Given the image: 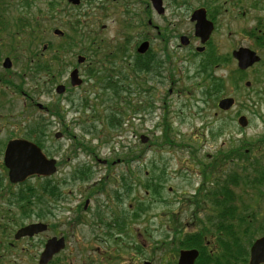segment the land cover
Instances as JSON below:
<instances>
[{"label":"rangeland","instance_id":"obj_1","mask_svg":"<svg viewBox=\"0 0 264 264\" xmlns=\"http://www.w3.org/2000/svg\"><path fill=\"white\" fill-rule=\"evenodd\" d=\"M210 1L191 0V8H188L185 5L175 7L176 5H172V0H164L166 23L170 22L169 26L172 28L170 35L175 31L192 36L194 23L190 21L191 14L200 7L208 10L207 6L202 5ZM255 1L220 0L224 7L221 14L216 15L214 22L216 28L211 40L223 56L231 53L233 45L248 46L254 43L248 38L244 42L242 34L247 36L246 32L243 33L244 30H249L254 24L253 21L259 22L260 18H264V0L258 3ZM58 2L60 3V0ZM48 3L49 0H43L35 5V8L40 7L42 10V33L37 43H41L40 48L43 44L49 43L58 48L70 46L68 40H60L53 34L56 28L68 35L72 34L70 28L78 25L80 32L75 37L76 46L65 50L59 48L60 61L55 64L53 76L43 74L39 81H31L28 76L27 88L31 91L34 85H38V90L42 91L41 103L52 106L53 112L59 114L57 118L52 117V113L50 115L43 113L45 118L42 123V126H45L48 118L50 135L48 139H45L44 146L52 157L60 162L55 182H60L74 169L82 166L92 167L94 172V177L84 183L75 182L64 185L63 204L55 208L57 226L62 231L72 229L70 234L76 235L74 241L76 248H79L78 244L83 245L91 236V228L87 225L92 217L87 218L88 215L82 214V223L74 225L73 219L77 216L71 212H62L64 208L77 210V207H81L82 210L85 201L91 198L93 207H96L98 203L105 206V217L108 219L113 216L110 214L112 210H119L120 207L127 208L130 204L138 205L140 201H145L149 209L145 216L139 218L134 229L136 232L138 229L141 234L140 243H148V247L143 248L146 249V256L154 257L153 261L157 264L167 255L171 264H177L178 257L172 252L174 246L171 244L166 250L162 246L164 241L171 243V236L174 234V218L179 221L181 228L183 225L182 232L186 234L207 227L204 222L207 216L213 213L211 204L200 203L207 208L206 210L190 204V197L198 194V189L203 183L207 189L216 187L212 177H209L207 179L209 182H206L205 178L208 177L201 172L202 163L208 165L220 152L227 154L229 150L241 146L242 142L246 145L262 139L264 143V66H258L253 74L245 76L241 88L236 87L237 94L233 96L238 100V106L229 113L220 112L212 105H205L202 87L197 86L204 79L203 76L197 75L198 64L204 59L203 56L195 54L199 43L195 41L192 47L180 49L179 41L173 39L169 49L172 68L164 72L162 83L158 78L149 81L147 76L142 74V79L148 83H145L143 88L150 90L145 91L138 84L137 76L133 77L130 65L134 62L138 45L145 37L149 38L153 32L143 27L142 23H147L154 14L157 16L150 0H81L79 7H73L68 0H64L63 11L60 12V8L57 7L55 10L57 14L54 16L49 12ZM90 3H92L91 6ZM243 12H246L245 16ZM18 17L19 15H15V12L7 15L10 28L15 22L14 19ZM32 18L31 16L30 20ZM156 20L161 25L165 23L164 19L156 18ZM91 38L96 40V47L93 50L96 49L97 54L93 56L94 59L87 50L90 47ZM157 46L158 43L155 47ZM160 50L161 48L158 51ZM51 54L48 52L45 57L50 59ZM91 54L93 55L94 52L92 51ZM78 55L87 57L88 63L79 67ZM92 60L93 68L95 66L105 74L110 72L117 75L116 77L128 76L126 84L129 87L128 91L116 96L115 88L106 90L105 86L99 88V83L95 79L87 80ZM75 67L80 68L81 76L85 81L84 85L71 90L73 96L69 93L68 97L55 98L52 90L58 84L69 85V74ZM226 67L220 66L217 74L228 75ZM51 80L53 84L50 83ZM245 80L253 83L252 89L245 88ZM84 99L90 103L88 110L83 107ZM57 108L60 110L55 111ZM111 110H115L120 115L122 113L125 124L119 129L109 131L105 127L107 122L104 117ZM216 113L218 116L215 115ZM237 113L249 118L250 124L247 128H241L238 125ZM165 117L172 130L169 133L172 142L168 144H166L168 141H165L163 129L157 127ZM219 124L224 126L223 132L217 138H213L211 133L217 132ZM94 125L98 132L93 129ZM57 132L63 134V138L59 141L54 139ZM142 135L149 137L147 144L141 143ZM108 136L110 139L107 142ZM150 141H153L155 145L150 146ZM131 151L134 153H131L128 158ZM141 151L145 153L141 155L143 158L131 161L132 156L134 154L138 156ZM247 152L249 153L248 150ZM257 155L264 163V146L260 148ZM154 163L158 168H155ZM240 165L243 164L237 159L227 160L217 167L214 174L208 175L214 178L219 176L220 181H225L233 168ZM164 168L166 183L163 198L166 201H157L146 193L142 182L150 178L151 172L161 174V169ZM122 175L129 179L127 191L122 187ZM30 181V184L35 186L41 183L36 179ZM98 181L105 184L106 191L93 196L91 186L99 183ZM233 184L232 182L230 186H227L237 198L235 205L237 216L254 219L253 215H255L256 219L263 221L264 193L260 198L261 202L254 201L252 197H256L260 190L264 192V186L258 190V187L247 188L246 184L240 187ZM118 192L124 198L121 203L116 201ZM229 197L231 198V195ZM259 212H262L263 216ZM64 223L67 224L64 225ZM69 224L73 226L70 227ZM210 232L211 230L207 233ZM51 235L52 233L49 234ZM166 235H168L167 239ZM157 246H159L158 250H156ZM145 252L143 256L138 255L135 258L139 259V262L148 260L144 258ZM27 254L30 255V253ZM21 256L23 257L17 259L16 264H34L35 258L32 255L21 254ZM81 256L76 253V264H84L85 256Z\"/></svg>","mask_w":264,"mask_h":264},{"label":"flooded vegetation","instance_id":"obj_2","mask_svg":"<svg viewBox=\"0 0 264 264\" xmlns=\"http://www.w3.org/2000/svg\"><path fill=\"white\" fill-rule=\"evenodd\" d=\"M25 8L26 5L22 0H0V264H16L17 259L23 257L21 254L26 256L32 255L35 258L33 260L34 264H39L40 256L47 242L52 238H63L65 244L64 248L54 255L49 264H76V253L82 255L81 257L85 256L84 264H156L153 261L154 257H147L146 249H143L148 247V243H140L141 234L138 229L137 232L134 229V225L139 220L138 216H136L139 211L138 205L130 204L127 208L120 207L119 210H112L110 214H113V216H110L108 219L105 215L103 216L105 214L104 206L101 208L98 205L93 207L91 205V199H87V204V200L85 201L82 210L81 207H77V210L75 208H64L62 212H71L77 216L73 219L74 225H76V219H80L82 223V214L88 215L87 218L89 216L92 217L87 225L91 228V236L85 240L83 245L80 246L78 244L79 248H76L74 241L76 235L70 234L72 229H64L62 231L57 226L58 222L55 220V208H59L63 204L62 200L65 195L62 196L57 193L54 196L55 199L52 201H29L27 199V190L29 185H31L30 180H38L40 177H31L24 182L13 183L11 181L10 169L6 164L8 146L10 143L18 141H30L37 145L43 144V113L46 111L45 107L47 108V104L43 105L40 101L42 91L41 89L38 90V85H34L33 90H28L27 77L29 76L31 81H39L43 76L42 61L44 59L43 55L48 51V46L45 48L43 46V49L39 50V52L35 48L36 57L34 60L37 63L36 72L34 70L35 66L29 65V52L23 45V41L21 39H13L19 33L16 30L11 31V28L5 24V18L8 14L10 15L15 12V15H19ZM245 15L246 12H243V16ZM156 18L164 19L165 23L162 25L159 24ZM166 21L167 15L165 10L160 15L157 14L155 16L154 14L153 18L148 20L147 28L153 32L149 35V38L147 36L142 41L149 42L148 51L145 53L149 55V70L142 73L138 71L141 64L139 63L141 59L138 61L139 54L136 53L134 62L132 61L135 64L137 63V75L144 74L149 81H154L155 78H158L162 83L164 81V72L172 68L171 64L173 63H171L169 49L173 39L179 41L178 48L180 49H188L192 47L195 41L198 42L199 46L205 47L204 51L199 53L197 52L199 46H196V52L202 56L209 48L210 41L205 45H201V39L197 38L195 33L192 36H188L174 31L170 35L172 28L169 26L170 22L166 23ZM253 22L252 27L243 32H246L248 35L245 36L242 34V37L244 42L248 38L250 42L254 43L248 46L233 45L232 51L228 55V75L219 76L226 82L221 94L215 93L214 96L209 95L205 85L210 84L211 80L204 78V74L198 66L197 75L203 76L204 79L197 86L202 87V96L205 105H212L213 107L215 105V108L219 110V100L224 96L228 98L232 97L235 100L234 107L224 113H229L238 106V100L233 96L237 94L236 82L235 78L232 77H234L236 69L241 70L233 55L235 50L242 47L249 48L261 57L260 62L241 71L242 79H245V76L248 74H253L258 66H264V18H260L259 22ZM182 37L189 39V43L186 46L181 45ZM156 43H158L157 47H155ZM159 48H161L160 51H158ZM33 53L34 51L31 50L30 55ZM84 63L79 65V67L84 65ZM79 67L73 69L79 70V76L83 79ZM245 82L247 81L245 80ZM50 83H52V80ZM82 84H84V80ZM60 85L64 86V92L61 96L56 91ZM245 86L248 90L252 89L251 82L250 84L245 83ZM55 89L52 90L53 96L59 99L60 97H68V94H72V91L77 88L72 85L69 79V85L58 84ZM39 114L40 116H38ZM215 115L218 116V113ZM241 116L243 115L236 114L237 119ZM56 184L57 187H61L58 181ZM33 224H44L47 228L32 236L16 237L21 229ZM66 224L64 223V225ZM69 225L70 227L73 226V224ZM93 230L94 232H92ZM50 233H52L51 236H49ZM198 234L202 236V233ZM202 237L206 242L205 246L208 247V252H206L207 254L200 255L201 259L199 260V264H216L218 260L214 256L216 254V249L214 248V240L217 238L216 233H207ZM168 248H170V243L165 241L163 249L166 250ZM158 249L159 246L156 247V250ZM143 252H145L144 258L148 260L139 262V259L135 257L138 255L143 256ZM27 253H30V255ZM126 256L128 257L125 259ZM232 262L235 264V260H232ZM157 264H171L169 256L166 255L163 261H158ZM224 264H227L226 260H224ZM238 264H243V262L239 261Z\"/></svg>","mask_w":264,"mask_h":264},{"label":"trees","instance_id":"obj_3","mask_svg":"<svg viewBox=\"0 0 264 264\" xmlns=\"http://www.w3.org/2000/svg\"><path fill=\"white\" fill-rule=\"evenodd\" d=\"M22 1L26 5V10L25 13L23 11L22 13H19V17L17 19V22L15 23V30L19 34H16L17 36L13 37V39H21V41H23V45L27 48L29 52V65L35 66L34 70L36 71L37 63L34 60V58L36 57L35 48L39 52V50L43 49V47L40 48L41 43L37 44L42 33V10L40 9V7L35 8V5L38 1L43 2V0ZM58 1L59 0L53 2L52 0H49V12L53 14V16L57 14V12H55L57 7L60 8V12L63 11L62 7L64 0H60V3ZM260 1L261 0H256L255 2L258 3ZM173 4L176 5L175 7H181L185 5L186 7L191 8L192 2L191 0H172V5ZM202 6H207L209 10V16L214 21H216V15H220L221 10L224 7L223 3H220V0H211L210 3L206 2V4L204 3ZM31 16L33 17L32 20H30ZM142 23L143 26H146L144 22ZM260 24H262V22H260ZM70 31L74 35L65 34L64 37L59 38L63 41L68 40L70 46L64 48L63 46H60V50L62 48V50H65L67 48L72 49L74 46H76L75 37L80 32L78 30V25L76 27L72 26L70 28ZM89 44L90 47L87 48V50L89 51V55L91 56V58L94 59L93 56L97 54V51H95L96 49L93 50V48L96 47V40L94 38H91ZM59 48L52 46V44L48 46V50L52 54L50 56V59L45 57L48 53H45L43 55L44 59L42 61V72H44V75H50V77L53 76L55 64L57 63V61H60ZM31 50L34 51L32 55H30ZM92 51L94 52L93 55L91 54ZM203 56L206 58L201 61L199 67L202 73L204 74V78H209L211 80V83L205 85V87L207 88V91L209 92L210 96H214L215 93L221 94L225 88L226 82L223 78L215 75V70L216 66L218 64H221L222 61L228 63L229 57L223 56L212 41L209 42V48L206 50V52L203 53ZM148 59L149 55H147L145 58L138 56V61L140 60L139 63H141L138 69L140 73L147 72L149 70L150 60ZM136 64H131L130 66L132 68L130 67V70L132 72L133 77L135 75L138 76L137 78L139 79L141 78V76H139V74L137 75L138 66H136ZM89 66L90 70L88 78L95 79L100 85L105 86L106 90H112L113 88H115L116 96L120 94L121 87L127 84L129 78L128 76L122 75L116 77L117 75H113L110 72L108 74H105L104 72L95 68V66L93 68V60ZM232 78H235L236 86L239 87L240 82L242 81L241 71L236 69L234 77ZM138 84L140 85L139 82ZM86 103L87 99H85V104ZM54 114L59 116V114ZM119 115L120 114L115 110H111L104 117V120L107 122V126H105L107 130L112 131L119 129L123 126L124 121L121 119L123 114L121 113V115ZM46 127V125L43 126V134H45V136L47 135L46 131L48 130V128ZM93 129H96L97 131V127L95 125L93 126ZM222 132L223 128L219 127L217 129V134L220 135ZM212 135L215 134L212 133ZM165 137L167 141H169L167 134ZM109 139L110 136L106 137L107 142L109 141ZM152 144L153 141L150 142V145ZM263 146L264 143L262 139H259L253 143H247L246 145L242 142L241 146L229 150L227 154L220 152L216 157L213 158L212 161H210L208 165L204 166V168H206L204 170V173L207 176L208 174H214L217 170V167L227 160L237 159L243 164L240 165L241 167H234L232 172L227 176V180L225 181H219L220 178L219 176H217L218 179H216V187L209 190L208 193L204 194L205 200L207 199L210 201H215V203L217 204V206L213 210L214 215L209 217V222H211L210 225L213 226L211 232L216 233L217 235V238L214 240V248L216 249V254H214V256L218 259L216 264H224V260L227 261V264H234L232 260H235V264H237L240 258L245 262V264H247L250 246L257 237L264 235V220L261 221L259 218L256 219L255 215H253L254 219H248V217L246 216H237V214L235 213L237 207L235 206L237 198L231 188H228L227 186L232 182L234 183L233 185L236 187H240L241 185L246 184L248 185L247 188H251V186L258 187V190L264 186V163L260 160V157L257 155L260 152V148ZM247 150L249 151V153L247 152ZM131 153L134 152L131 151L127 156L128 158L130 157ZM154 166L155 168H158L155 163ZM161 172V174H154L151 172L150 178L142 183V187L146 190V193L148 195H151L152 199H155L157 201H166L165 198H163L164 183L166 182L164 181V174L166 173L165 168L161 169ZM93 177L94 172L92 171V169L89 168V166H85L84 168L77 169V171L72 173L69 177L63 178L62 181L59 183L61 184L60 188H57V184L55 181H53L52 178L44 180L39 179V181L41 182L40 184L36 186L29 185L27 190V199L29 201H50L49 199L54 197L57 192L58 194L63 196V185L70 183L71 180L74 183L78 180H82L83 182H85L87 180L92 179ZM101 185L102 184L100 183L99 185H94V187L92 186L91 194L93 196H95L97 192L104 191V188ZM263 193L264 192L260 190L259 194H257L256 197L253 196L254 198L252 197V199L254 201L258 200L261 202L260 198L262 197ZM229 195H231V198L229 197ZM138 206L141 214H145L146 211L149 209L145 201H140ZM259 213L260 215H262V212ZM80 222V219H76V224ZM173 225L174 234H172L171 244L174 246L172 248V252L176 257H178L179 251L181 249L188 248H199L201 250V255L207 254V247L204 246L205 240L202 236L206 235V233L210 230L208 227H204L202 230L196 233L183 234V225L181 228L177 219L174 220ZM198 233H202V236ZM200 259L201 257H199L197 264H199Z\"/></svg>","mask_w":264,"mask_h":264},{"label":"water","instance_id":"obj_4","mask_svg":"<svg viewBox=\"0 0 264 264\" xmlns=\"http://www.w3.org/2000/svg\"><path fill=\"white\" fill-rule=\"evenodd\" d=\"M151 1L158 13H164L162 0ZM72 2L74 4H79L80 0H72ZM191 20L196 22L195 35L201 39L202 44H205L214 30V24L207 19L206 10H196L192 15ZM55 34L63 35L60 30H55ZM181 43L183 45H187L189 43V39L187 37H182ZM148 48L149 43L145 42L140 46L138 52L143 54L148 50ZM198 50L203 51L204 48H199ZM233 55L238 60L239 67L241 69H247L260 60V57L248 48H240L239 50L234 51ZM84 60V57L79 56V63L84 62ZM70 77L73 86L81 85L82 80L79 79L78 70H74ZM57 92L59 94L63 93L64 86H59L57 88ZM233 104L234 99L227 98L221 100L219 106L222 109L227 110ZM239 123L242 127H246L248 124L245 117H242L239 120ZM57 137H60V134H57ZM146 141L147 138L143 137V142ZM6 164L10 169V178L13 183L24 182L27 177L32 175L51 176L56 171V161L48 159L38 146L29 141L10 143L6 154ZM46 228L47 226L44 224L30 225L21 229L16 237L20 238L27 235L32 236L35 233L44 231ZM64 244L65 242L63 238L50 239L45 246V250L40 256L39 264H48L52 260L53 256L64 248ZM197 257V250L181 251L178 264H194ZM250 264H264V237L258 239L252 246Z\"/></svg>","mask_w":264,"mask_h":264}]
</instances>
